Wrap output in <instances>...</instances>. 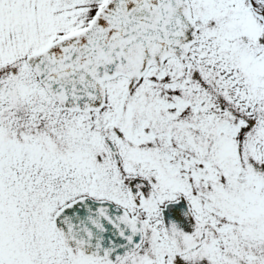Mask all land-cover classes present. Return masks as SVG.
Segmentation results:
<instances>
[{
  "label": "snow or ice",
  "instance_id": "1",
  "mask_svg": "<svg viewBox=\"0 0 264 264\" xmlns=\"http://www.w3.org/2000/svg\"><path fill=\"white\" fill-rule=\"evenodd\" d=\"M0 264H264V0H0Z\"/></svg>",
  "mask_w": 264,
  "mask_h": 264
}]
</instances>
